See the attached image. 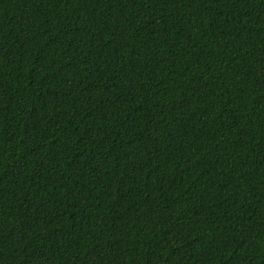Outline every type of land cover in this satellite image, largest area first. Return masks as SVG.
I'll return each instance as SVG.
<instances>
[{
	"label": "trees",
	"instance_id": "1",
	"mask_svg": "<svg viewBox=\"0 0 264 264\" xmlns=\"http://www.w3.org/2000/svg\"><path fill=\"white\" fill-rule=\"evenodd\" d=\"M0 264H264V0H0Z\"/></svg>",
	"mask_w": 264,
	"mask_h": 264
}]
</instances>
